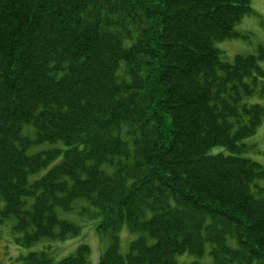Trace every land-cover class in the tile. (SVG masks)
<instances>
[{
  "label": "trees",
  "instance_id": "1",
  "mask_svg": "<svg viewBox=\"0 0 264 264\" xmlns=\"http://www.w3.org/2000/svg\"><path fill=\"white\" fill-rule=\"evenodd\" d=\"M254 14L252 0H0V226L27 250L18 264H89V222L96 264H264V165L248 158L264 44L232 61L218 47L248 40L237 26Z\"/></svg>",
  "mask_w": 264,
  "mask_h": 264
},
{
  "label": "rangeland",
  "instance_id": "2",
  "mask_svg": "<svg viewBox=\"0 0 264 264\" xmlns=\"http://www.w3.org/2000/svg\"><path fill=\"white\" fill-rule=\"evenodd\" d=\"M252 8L256 14H254L252 17L243 19V21H241V23L237 26V31L243 35H247L249 39L244 40L236 38L219 42L218 47L223 52V59L227 58V60L232 61L234 55L239 53H253L259 44H264V29L261 24L264 21V0H252ZM260 103L264 104V100H261ZM248 142L249 144L253 145L248 158L264 165V121L258 128L256 134L248 139ZM61 147H63V145ZM261 185L263 186L264 182H261ZM74 212V214L73 212L66 213L63 216L64 218L71 219L75 222H81V216L79 215V212ZM94 226L95 223L89 222L84 234V237L89 240L88 245L90 244L92 250L89 264H96L98 257L100 256L99 253H101L103 250H101V245L99 244L100 240L97 234L94 232ZM89 227H91V229ZM131 238L132 235L127 232V230L124 231L122 235L123 251L127 250V243L131 240ZM77 244H79V240L76 238L55 242L54 248L56 256L59 258L66 256L68 253H70V251L75 249ZM26 253L27 250H24V248H19V246L15 244L12 238V233L10 232V228L6 225L3 227L0 226V264H18L20 256ZM185 259H188L187 262H189L190 260L194 259V257L188 255L185 257ZM202 261L206 264H212L211 258L209 256L205 259H202Z\"/></svg>",
  "mask_w": 264,
  "mask_h": 264
}]
</instances>
